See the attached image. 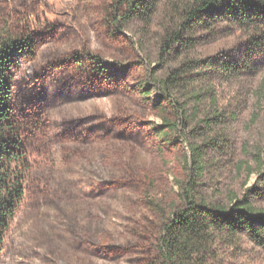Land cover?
<instances>
[{
	"label": "rangeland",
	"instance_id": "1",
	"mask_svg": "<svg viewBox=\"0 0 264 264\" xmlns=\"http://www.w3.org/2000/svg\"><path fill=\"white\" fill-rule=\"evenodd\" d=\"M116 1L0 0V26L36 41L15 73L30 167L0 264H152L162 215L150 198L180 204L187 148L158 139L159 95L146 82L145 58L158 65L157 48L152 37L145 51L139 46L140 24L115 26ZM244 49L234 30L200 50L240 61ZM255 60L257 72L218 82L221 104L235 117L227 149L207 169L210 200L227 201L259 178L237 168L255 166L253 153L264 145V53Z\"/></svg>",
	"mask_w": 264,
	"mask_h": 264
},
{
	"label": "trees",
	"instance_id": "2",
	"mask_svg": "<svg viewBox=\"0 0 264 264\" xmlns=\"http://www.w3.org/2000/svg\"><path fill=\"white\" fill-rule=\"evenodd\" d=\"M113 23L119 30L140 24L138 44L144 51L152 37L159 64L145 58L146 82L159 95L155 107L162 120L154 130L162 142L183 143L188 154L187 177L177 180L180 204L150 198L162 215L152 264H256L254 253L264 254V145L253 153L255 166L237 165L259 176L245 192L231 191L227 201H214L203 186L209 163L229 145L226 127L235 117L221 104L218 82L257 72L255 56L264 53V0H117ZM234 30L245 39L240 61L200 50L209 39ZM35 46L30 35L0 26V258L26 195L30 164L15 103V73L23 59L34 56Z\"/></svg>",
	"mask_w": 264,
	"mask_h": 264
}]
</instances>
